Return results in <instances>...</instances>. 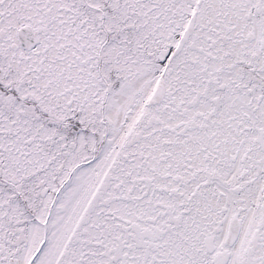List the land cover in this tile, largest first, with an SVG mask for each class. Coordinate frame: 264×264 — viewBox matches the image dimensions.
<instances>
[{
  "label": "snow or ice",
  "instance_id": "snow-or-ice-1",
  "mask_svg": "<svg viewBox=\"0 0 264 264\" xmlns=\"http://www.w3.org/2000/svg\"><path fill=\"white\" fill-rule=\"evenodd\" d=\"M0 264H264V0H0Z\"/></svg>",
  "mask_w": 264,
  "mask_h": 264
}]
</instances>
